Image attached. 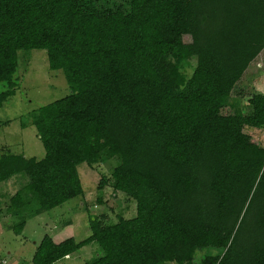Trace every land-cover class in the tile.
I'll return each mask as SVG.
<instances>
[{
    "label": "trees",
    "instance_id": "obj_1",
    "mask_svg": "<svg viewBox=\"0 0 264 264\" xmlns=\"http://www.w3.org/2000/svg\"><path fill=\"white\" fill-rule=\"evenodd\" d=\"M263 48L264 0H0V106L19 50H46L70 88L27 116L42 158L2 146L0 182L28 179L10 197L12 230L83 195L80 163L116 159L97 202L120 192L136 205L131 218L90 214L78 242L45 234L31 262L96 242L83 264H264V146L243 130L264 128V92L238 86Z\"/></svg>",
    "mask_w": 264,
    "mask_h": 264
},
{
    "label": "rangeland",
    "instance_id": "obj_2",
    "mask_svg": "<svg viewBox=\"0 0 264 264\" xmlns=\"http://www.w3.org/2000/svg\"><path fill=\"white\" fill-rule=\"evenodd\" d=\"M184 41L189 42L190 37L185 35ZM192 62L194 63L195 59ZM250 73L256 75L248 82H239L238 86H246L249 83L255 90L264 92V48L251 62L242 79H249ZM17 76L19 84L15 94L0 106V153L4 151L2 146H5L11 153L40 159L44 156V147L34 124L27 116L38 107L67 95L70 91L69 84L63 70L50 69L44 49L19 50ZM236 100L239 106L246 104L245 97L239 96ZM222 112L232 113L233 110L227 107ZM22 117L26 121L25 126L21 125ZM243 130L250 134L254 142L264 146L262 129L246 126ZM116 163V159H108L93 167L87 166L86 163L78 164L84 194L36 215L31 214L30 210L25 211V225L19 234L15 233L11 226L20 221V218L11 215L8 206L10 197L24 186L28 179L25 174H19L0 182V264H33L31 258L45 234L56 242L69 237H73L76 242L86 238L91 233L90 214L96 215L105 211L112 220L115 213L125 218L135 216V202L123 193H104L103 199L106 203L100 205L97 202L99 191L96 186L101 174L108 175L110 167ZM100 252L98 244L92 242L54 264H83ZM202 252L204 251H199V255Z\"/></svg>",
    "mask_w": 264,
    "mask_h": 264
},
{
    "label": "built area",
    "instance_id": "obj_3",
    "mask_svg": "<svg viewBox=\"0 0 264 264\" xmlns=\"http://www.w3.org/2000/svg\"><path fill=\"white\" fill-rule=\"evenodd\" d=\"M262 132H263V134H264V128H263Z\"/></svg>",
    "mask_w": 264,
    "mask_h": 264
},
{
    "label": "clouds",
    "instance_id": "obj_4",
    "mask_svg": "<svg viewBox=\"0 0 264 264\" xmlns=\"http://www.w3.org/2000/svg\"><path fill=\"white\" fill-rule=\"evenodd\" d=\"M263 130V129H262Z\"/></svg>",
    "mask_w": 264,
    "mask_h": 264
}]
</instances>
